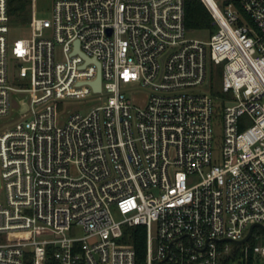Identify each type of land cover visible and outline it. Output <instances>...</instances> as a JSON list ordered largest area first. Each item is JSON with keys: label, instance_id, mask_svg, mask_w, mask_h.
Here are the masks:
<instances>
[{"label": "built area", "instance_id": "2783aa9c", "mask_svg": "<svg viewBox=\"0 0 264 264\" xmlns=\"http://www.w3.org/2000/svg\"><path fill=\"white\" fill-rule=\"evenodd\" d=\"M202 1L209 41L185 0H55L11 46L0 0V264H137L138 226L146 264H225L264 227V0Z\"/></svg>", "mask_w": 264, "mask_h": 264}, {"label": "trees", "instance_id": "16d2710c", "mask_svg": "<svg viewBox=\"0 0 264 264\" xmlns=\"http://www.w3.org/2000/svg\"><path fill=\"white\" fill-rule=\"evenodd\" d=\"M186 1V27L191 33L197 31H208L213 33L215 25L213 17L202 0ZM235 2L239 6L238 0H230L227 3ZM33 0H9V13L12 24H28L32 19ZM254 236L264 237L263 229H256ZM245 245L240 246L233 257L228 259L225 264H254V247L257 245L256 237ZM129 244L137 252V264H146L147 256V230L144 226H138L129 230ZM45 264H58L49 255Z\"/></svg>", "mask_w": 264, "mask_h": 264}, {"label": "rangeland", "instance_id": "374dc122", "mask_svg": "<svg viewBox=\"0 0 264 264\" xmlns=\"http://www.w3.org/2000/svg\"><path fill=\"white\" fill-rule=\"evenodd\" d=\"M55 0H33V14H36L38 18H51L52 17V11H53V4ZM217 1L218 4H222L223 6L227 4L228 1L230 0H215ZM32 21V19H31ZM31 21L26 24H12L11 26V32L9 34V43L11 46H13L14 42H16L19 39H25V38H30L32 35V29L30 26ZM211 37V33L208 31H197L193 32L188 35V38L192 39H200V40H205L209 41ZM13 74L16 76H19V70L17 67L14 69ZM141 100L145 99L148 94L147 92L142 93L141 95ZM216 129V146H215V159L217 162H220V159L222 158V150H223V140H224V129L222 123H218L215 127ZM0 202L4 203L6 202V192L4 190L0 189ZM37 237L39 240L42 239H50L51 236L48 233H42L39 232L37 234ZM256 237L257 244H261L264 241V237H259V236H254Z\"/></svg>", "mask_w": 264, "mask_h": 264}, {"label": "water", "instance_id": "95a60500", "mask_svg": "<svg viewBox=\"0 0 264 264\" xmlns=\"http://www.w3.org/2000/svg\"><path fill=\"white\" fill-rule=\"evenodd\" d=\"M94 88L98 91H100L101 89V79L99 78V80L97 82L94 83ZM20 104H21V109L18 111L19 114H22L25 112V110L28 108V104H27V98H24V99H18ZM0 188H1V177H0ZM256 226H253L248 234V236L240 241V242H234V245L235 247L237 246H240V245H245L247 244L251 238H252V235L254 233V229H255ZM263 230H264V227H261Z\"/></svg>", "mask_w": 264, "mask_h": 264}]
</instances>
